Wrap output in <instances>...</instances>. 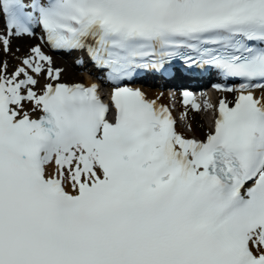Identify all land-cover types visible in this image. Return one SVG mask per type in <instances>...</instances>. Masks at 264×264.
Segmentation results:
<instances>
[{
  "label": "snow or ice",
  "instance_id": "obj_1",
  "mask_svg": "<svg viewBox=\"0 0 264 264\" xmlns=\"http://www.w3.org/2000/svg\"><path fill=\"white\" fill-rule=\"evenodd\" d=\"M0 18V50L39 27L116 85L105 103L60 83L39 45L0 62V264H264V0H0ZM176 57L241 81L204 140L121 86Z\"/></svg>",
  "mask_w": 264,
  "mask_h": 264
},
{
  "label": "bare ground",
  "instance_id": "obj_2",
  "mask_svg": "<svg viewBox=\"0 0 264 264\" xmlns=\"http://www.w3.org/2000/svg\"><path fill=\"white\" fill-rule=\"evenodd\" d=\"M0 20V33L4 32V29L2 27ZM39 45L44 51V53L52 58L53 61V67L54 68H60L61 71V76L60 80H65L68 78L70 82H84L82 80V76L75 68L73 64L69 62V60L65 59L63 56L54 54L52 51L49 50L48 46L44 43L43 39L39 37L36 34L33 35H28V36H20V37H12L11 38V50L9 52H4L0 50V62H6L8 65V72L11 73L12 71L15 70L17 66H19L20 62L22 59L30 54V50L32 47H35ZM14 49H17L15 51ZM39 84L36 86V90L39 91L40 89L43 88V86L46 83L52 82L55 83V81H51L46 75L38 77ZM91 80L90 79H85L86 83H89ZM205 90H208L209 88H203ZM146 95L153 100H158V101H164L167 102V97L165 96L166 93L164 91H160L159 89H155L152 87H146ZM197 91H202L200 90ZM184 92H189L192 94V97H194V102L197 103V100L199 97L196 95H193V93L189 89H181L180 91H177L178 97H180L182 103H181V108L184 110V121L189 124L192 128L194 133L199 136V137H204L209 131H211L210 127V115L211 113L215 110V105H216V96L217 94L219 95L218 92H207L205 96H207V99H209L211 105L214 107H204L203 108V115L200 116L198 113H196V109L192 108L191 103L185 104L183 93ZM260 94L264 96V91H260ZM220 96V95H219ZM38 113L33 114V118L38 117ZM182 133V129H178ZM53 169L50 168L49 172H52Z\"/></svg>",
  "mask_w": 264,
  "mask_h": 264
},
{
  "label": "rangeland",
  "instance_id": "obj_3",
  "mask_svg": "<svg viewBox=\"0 0 264 264\" xmlns=\"http://www.w3.org/2000/svg\"><path fill=\"white\" fill-rule=\"evenodd\" d=\"M14 50L17 51V49H14ZM65 80H69V79L66 78ZM82 80H85L83 76H82ZM207 92H210V90H208ZM198 96H199V98L197 100V104L200 105V108H199V110H196V113H198L200 116H204L203 115V108L207 107L206 106V102L210 103V101L204 96L203 92H200L198 94ZM169 98H170L168 100L169 102H173L174 101V104L177 103V101L174 100V97L170 96ZM180 104L181 103L179 102L178 105L180 106ZM183 115H184V113L182 112L181 106H180V108H179V117H180L179 127L182 129V131H184L185 135L196 136V134L193 131V128L184 121V118H183L184 116Z\"/></svg>",
  "mask_w": 264,
  "mask_h": 264
}]
</instances>
